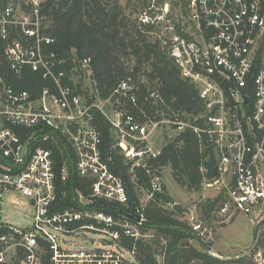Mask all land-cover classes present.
<instances>
[{
	"label": "built area",
	"instance_id": "1",
	"mask_svg": "<svg viewBox=\"0 0 264 264\" xmlns=\"http://www.w3.org/2000/svg\"><path fill=\"white\" fill-rule=\"evenodd\" d=\"M184 1V13L177 22L167 17L169 3L162 9L165 15L151 21L159 25L167 19L166 51L181 77L198 90L202 106L197 113L166 119L143 111L132 78L122 81L105 100L98 95L88 100L65 84L67 73L55 71L64 61L45 50L55 43L44 33L47 16L41 12L45 0H0V40L11 70L20 75L29 67L55 84V91L46 88L33 99L28 91H18L0 77V264H43L46 257L50 264H127L122 255L96 246V241L93 247H83L79 238L85 232L104 236L128 252L132 264H138L137 242L152 237L143 231L146 206L131 201L123 178L104 161L102 134L93 125L96 112L116 133L117 147L131 173L135 168L145 171L150 200L165 192L162 166L152 163L162 151L152 146L154 132L160 127L177 134L190 130L198 137L202 153L211 151L215 159L217 176L202 182L216 192L213 200L221 198L223 203L213 213L224 221L238 214L251 218L256 213L264 219V0ZM174 23L180 24V32ZM16 30L23 39L14 37ZM89 62L83 63L87 66ZM150 99L161 96L153 91ZM130 106L140 108L142 119L131 114ZM44 128L68 139L77 156L79 176L91 183L89 195L78 192L80 203H116L128 217L139 216L140 221L117 220L88 209L58 211L57 182L67 181L69 170L66 164L58 169L53 150L42 146L54 135L38 140ZM24 132H31L28 139H22ZM201 172L206 173L203 166ZM17 195L26 203L19 202ZM19 203L34 210L31 226L23 228L3 220L5 208ZM195 213H189L195 237L191 242L211 252L213 231ZM120 228L134 240L131 251L120 245ZM260 234L251 264H264V232Z\"/></svg>",
	"mask_w": 264,
	"mask_h": 264
},
{
	"label": "trees",
	"instance_id": "2",
	"mask_svg": "<svg viewBox=\"0 0 264 264\" xmlns=\"http://www.w3.org/2000/svg\"><path fill=\"white\" fill-rule=\"evenodd\" d=\"M120 1L45 0L41 12L47 16L44 33L55 39V43L45 46V50L56 53L57 57L64 61L56 67V73L65 71L67 77L63 82L71 84L88 100H94L97 95L105 100L122 81L132 78L138 89V104L150 117L164 115L163 118L172 119L179 114L183 118L184 113L193 114L200 111L202 101L198 90L181 77L179 68L166 51V45L160 40L154 41L143 32L137 22L125 13ZM178 4L180 13L183 14L185 1L180 0ZM174 24L180 32V24ZM146 29L149 30L148 33L152 32V26ZM14 37L23 39L19 30L14 32ZM4 45L0 40V77L8 85L18 91H28L33 99L39 97L46 88L55 91L54 81L45 78L41 71L33 72L31 68L26 67L20 75L13 72L4 58ZM86 59H90L87 66L83 63ZM85 73L90 74L87 75L91 81L89 90L83 87ZM141 74L145 75L144 81L141 80ZM77 77L80 79L78 84L75 80ZM153 91H158L161 99H150ZM130 111L135 117L142 119L140 108L130 106ZM93 125L102 134L101 150L104 161L116 175L123 178L131 201L139 205L137 191L149 190L148 176L142 168H135L134 174L131 173V166L126 163L121 149L117 147L116 133L104 116L96 112ZM29 133L31 132H24L22 139H28ZM46 134L54 135L55 138L42 142V146L53 150L58 169L66 164L69 170L67 181L62 182L59 179L57 182L60 194L57 210L63 212L69 208L88 209L105 212L117 220L134 223L135 220L128 217L125 208L119 204L102 200L92 205L80 203L78 192L84 196L89 195L91 183L79 176L77 156L68 139L60 133L44 128L38 140H42ZM152 163L162 167L170 166L176 181L189 190H199L204 178L211 180L217 176L212 152L207 150L202 153L198 137L190 130L179 133L172 139L166 137L161 155ZM202 166L206 169L205 174L201 172ZM171 203L173 199L164 192L156 195L146 205L143 231L152 237L137 242L135 259L138 264H246L244 256L236 260H223L209 254L205 247L199 250L193 246L191 241L195 237L191 227L188 223H181L176 219L177 212H182V208L177 206L176 212L165 208V205ZM221 206V198H216L207 200L202 208L212 210ZM119 231L120 245L131 251L134 240L126 237L121 228ZM262 235L263 232L260 236ZM158 249L163 255L162 261L158 260ZM253 253L254 251L250 254ZM43 264H50L48 257L44 259Z\"/></svg>",
	"mask_w": 264,
	"mask_h": 264
},
{
	"label": "rangeland",
	"instance_id": "3",
	"mask_svg": "<svg viewBox=\"0 0 264 264\" xmlns=\"http://www.w3.org/2000/svg\"><path fill=\"white\" fill-rule=\"evenodd\" d=\"M180 0H121L120 3L122 7L125 9V13L132 17L133 20L137 22V25L142 29L143 32L147 33L150 37L153 38L154 41L160 40L165 45L169 35V31H167L168 21L166 19L165 22H161V24L152 23L151 20L158 15H165V12L162 10L165 7V4L169 3L170 5V13L167 15L168 19L171 21L177 22L181 19L180 13V4L178 3ZM174 3H177L175 5ZM166 18V17H165ZM149 20V21H147ZM152 26V32L146 28H150ZM89 73H85L83 80V87L88 90L91 88V81L89 79ZM142 76V74H141ZM76 83H79V77L76 79ZM142 81L145 80V75L142 76ZM83 88V89H84ZM178 134L173 130H170L168 127H160L157 131L154 132L151 143L155 150H162L165 146V138H174ZM162 178L165 184V192L173 199V203L165 205V208L170 211L176 212L177 206L182 208V212H177L178 221L181 223L186 222L189 225L190 212L196 211L195 215L200 219H203L209 228L213 231V236H216L218 230L225 225L224 220L218 218L213 212L217 211V207L212 210L204 209L202 206L210 197V200L216 197V192L214 190H208L203 185L199 190H189L186 186L180 185L173 176V170L170 166L162 167ZM137 195L140 199V204L142 206H146L150 199L146 195V191H137ZM206 195V197H203ZM18 201L21 203H26V200L23 199L21 195H17ZM206 198V199H205ZM9 205L5 208V212L3 214V220L9 222L15 226L19 227H28L33 223V214L34 210L28 205ZM258 222L251 221L246 218L244 215L238 214L235 220L225 227V229H221V240L219 241V250L222 251L223 255L229 256L230 258L243 257L246 264H251L252 255L246 254L252 248L255 241V230ZM261 232H264V226L261 228ZM84 236H80V240L83 247H93V241L97 242L96 246H105L107 251L114 253L115 255H122V259H125L124 263L132 264L133 260L132 256L118 248L117 245H113L108 239H105L104 236L96 235L95 233H88ZM88 241V242H87ZM101 242V243H100ZM212 241H209L211 243ZM214 242L211 244L213 245ZM193 246L198 248L199 250L204 249L198 242L193 241ZM158 254V260H163V255L161 253ZM209 254H212L209 252ZM246 254V255H245ZM234 260V259H231ZM198 264V263H193Z\"/></svg>",
	"mask_w": 264,
	"mask_h": 264
},
{
	"label": "crops",
	"instance_id": "4",
	"mask_svg": "<svg viewBox=\"0 0 264 264\" xmlns=\"http://www.w3.org/2000/svg\"><path fill=\"white\" fill-rule=\"evenodd\" d=\"M237 216V215H236ZM236 216H235V218H236ZM257 216H258V214L256 213V214H254L251 218H248V219H250L252 222L253 221H256V222H260V221H262L263 219H260V218H257ZM235 218H233V220H231V221H224L223 223H225V225L223 226V227H221L219 230H218V233L216 234V236H214L213 237V241L212 242H214L213 243V245L210 243V245H211V249H212V251H211V253H212V255L213 256H215V257H218V258H220V259H223V260H231V259H234V260H236V259H239V257H236V258H230L229 256H225V255H223V253H222V251H220L218 248H219V241L221 240V233H220V231H221V229H225V227L227 226V225H230L234 220H235ZM247 218V217H246ZM263 227V226H262ZM261 231V230H260Z\"/></svg>",
	"mask_w": 264,
	"mask_h": 264
},
{
	"label": "water",
	"instance_id": "5",
	"mask_svg": "<svg viewBox=\"0 0 264 264\" xmlns=\"http://www.w3.org/2000/svg\"><path fill=\"white\" fill-rule=\"evenodd\" d=\"M245 103L247 104L248 103V100L247 98H245ZM32 204L34 205V201H32ZM131 219H134L136 221H140V217L139 216H129ZM262 226H264V219L262 221H260L257 226H256V230H255V241H254V244L252 246V248L249 250V252H247L246 254H250L254 251V249L256 248V245H257V241H258V238H259V234H260V230L262 228ZM245 254V255H246Z\"/></svg>",
	"mask_w": 264,
	"mask_h": 264
}]
</instances>
